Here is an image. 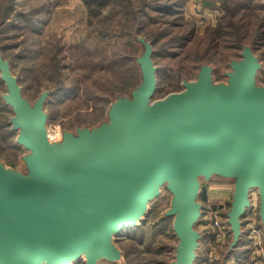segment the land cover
Segmentation results:
<instances>
[{"label": "water", "instance_id": "95a60500", "mask_svg": "<svg viewBox=\"0 0 264 264\" xmlns=\"http://www.w3.org/2000/svg\"><path fill=\"white\" fill-rule=\"evenodd\" d=\"M137 31V30H136ZM141 81L118 94L109 120L64 130L52 139L44 90L34 103L24 95L11 61L0 49V78L11 107L17 143L29 152L21 167L0 160V264H126L116 236L139 226L164 189L166 215L179 239L173 264H195L205 237L199 229L203 185H232L227 221L239 245L243 221L260 195L264 228L263 62L250 45L217 82L205 62L185 88L154 100L158 88L153 43L136 35Z\"/></svg>", "mask_w": 264, "mask_h": 264}, {"label": "rangeland", "instance_id": "374dc122", "mask_svg": "<svg viewBox=\"0 0 264 264\" xmlns=\"http://www.w3.org/2000/svg\"><path fill=\"white\" fill-rule=\"evenodd\" d=\"M14 12L19 14L1 29V37L5 58L11 61L24 95L34 103L44 90L63 85L45 104L53 140L66 129L108 121L117 93L141 81L134 59L143 47L132 39L137 26L141 36L154 41L153 60L158 68L154 100L183 90L184 80L197 78L202 60L213 66L215 81H227L231 60L241 58L243 51L234 36L244 33L248 41L244 43L249 44L262 21L264 30V0H15ZM184 35L183 49L171 42L173 36ZM256 52L262 58L259 82L264 84V43ZM6 92L0 79V160L19 168L29 151L16 141L18 131L10 123L14 113L2 101ZM213 192L209 189L210 197L204 192V198L213 199ZM171 200L164 189L138 228L116 236L127 255L126 264H173L176 260L179 239L174 217L166 215ZM255 213L242 218L240 258L234 254L226 264H264L260 198ZM199 229L204 231L202 224ZM209 238L202 239L196 264H222L218 259L227 256L229 246L211 253ZM232 239L231 232L227 245ZM77 264H86L85 259Z\"/></svg>", "mask_w": 264, "mask_h": 264}, {"label": "built area", "instance_id": "2783aa9c", "mask_svg": "<svg viewBox=\"0 0 264 264\" xmlns=\"http://www.w3.org/2000/svg\"><path fill=\"white\" fill-rule=\"evenodd\" d=\"M209 189L214 190V194H218L217 200L210 199ZM208 197L202 201L204 204L202 222L205 235H209V245L211 246V253L217 251L218 248L226 247L231 231L227 221L226 213L231 207L233 187L231 185L216 186L212 185L206 187L205 191ZM204 193V194H205ZM252 200V208L247 210V216L250 213H255L258 210L259 191L252 189L250 192ZM256 214V213H255Z\"/></svg>", "mask_w": 264, "mask_h": 264}, {"label": "trees", "instance_id": "16d2710c", "mask_svg": "<svg viewBox=\"0 0 264 264\" xmlns=\"http://www.w3.org/2000/svg\"><path fill=\"white\" fill-rule=\"evenodd\" d=\"M14 1L15 0H2V1H0V49H1V52H2V54L4 55V57H6V55H5V53H4V44H3V40H2V37H1V34H2V32H1V29L8 23V24H10L9 22H12V20H10V18L11 19H14V17L16 16V15H18L19 13L18 12H14V13H12V9H13V5H14ZM85 2L86 1H89L90 2V0H84ZM92 1V0H91ZM10 20V21H9ZM262 23H263V21L259 24V30L255 33V35L252 37V40H251V42L252 43H244V42H248V41H246V39H247V37H246V35L244 34V33H237L234 37V40L237 42V44L240 46L241 45V47L242 48H244V46L245 45H250L252 48H253V50L256 52L257 50H258V48H259V46L261 45V44H263L264 43V30L263 29H261V26H262ZM140 25V24H139ZM137 30V31H136ZM140 30H141V28H140V26H137L136 28H135V30H133V32H132V39H133V41L134 42H137L139 45H140V47H141V49H142V45H141V43L136 39V35H138V36H141V34H140ZM185 36L186 35H184V36H181V37H178V36H173L172 37V39H171V42H178L180 45L179 46H182L181 47V49H183V47H184V45H185V41H184V39H185ZM143 37H145V36H143ZM148 41H151L152 43H153V45H154V41L153 40H150L149 38H147V37H145ZM257 53V52H256ZM258 54V53H257ZM259 55V54H258ZM260 56V55H259ZM134 58V57H133ZM260 58H261V56H260ZM262 59V58H261ZM135 60V64H136V66H137V63H136V58L134 59ZM204 62H209V60H202L201 61V63H204ZM260 75H261V73H260ZM260 78V77H259ZM1 79V78H0ZM140 83V82H139ZM139 83H136V84H133V85H130V86H128L125 90H123V91H119L118 93H117V96H118V94H123V95H126V94H128L133 88H135ZM60 85V87H54V88H51V89H55L56 90V92H59L60 90H62L63 88H62V83L61 84H59ZM2 101H3V103L6 105V106H8L10 109H11V107L5 102V100H4V98L2 97ZM12 110V109H11ZM11 127H12V125H11ZM212 185H216V186H225V185H231V184H229V183H227V182H211L210 184H207L205 187H209V186H212ZM232 186V185H231ZM169 192V191H168ZM170 193V192H169ZM204 192L202 193V195H201V198H200V200L201 201H203L204 200ZM213 197V196H212ZM204 209V208H203ZM140 226V225H139ZM139 226H135V227H130V228H138ZM130 228H126L125 230H127V229H130ZM206 236V235H205ZM241 243H239V245H240ZM227 247L229 246V245H226ZM239 248V246H236L235 247V249H233L231 252H229V253H227V256H224L223 257V259H221V258H219L218 260L220 261V260H222L223 262H222V264H224V262L226 261V259L227 258H229L230 256H233L234 254L236 255V257L239 259L240 258V256H241V254L239 253V251H237V249ZM123 250V249H122ZM124 251V250H123ZM126 256L127 255H125V253H124V257H125V263H126ZM223 256V255H222ZM198 260H199V256H198V258H197V260H196V263H198ZM195 263V264H196ZM75 264H77V263H75ZM225 264H226V262H225Z\"/></svg>", "mask_w": 264, "mask_h": 264}, {"label": "crops", "instance_id": "0c3cea01", "mask_svg": "<svg viewBox=\"0 0 264 264\" xmlns=\"http://www.w3.org/2000/svg\"><path fill=\"white\" fill-rule=\"evenodd\" d=\"M219 198L218 194H213V199L217 200ZM201 225V224H200ZM200 225L198 227H200ZM204 232V231H203ZM205 233V232H204ZM230 262H234V259H230Z\"/></svg>", "mask_w": 264, "mask_h": 264}, {"label": "bare ground", "instance_id": "6f19581e", "mask_svg": "<svg viewBox=\"0 0 264 264\" xmlns=\"http://www.w3.org/2000/svg\"><path fill=\"white\" fill-rule=\"evenodd\" d=\"M224 186V185H223Z\"/></svg>", "mask_w": 264, "mask_h": 264}]
</instances>
